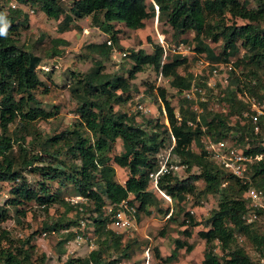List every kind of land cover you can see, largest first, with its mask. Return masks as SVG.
<instances>
[{"label":"trees","instance_id":"trees-1","mask_svg":"<svg viewBox=\"0 0 264 264\" xmlns=\"http://www.w3.org/2000/svg\"><path fill=\"white\" fill-rule=\"evenodd\" d=\"M252 1L255 6L251 5ZM18 2L37 6L49 18L60 19V32L91 16L94 26L112 35L104 42L88 44L87 48L100 56L96 64L84 73L73 72L74 81L68 88L76 100V121L68 128L44 132L37 122L57 116L59 107L47 109L37 97V91L44 85L37 71L43 57L18 38L20 28L29 23L28 15L20 8L6 10L0 2L3 30L0 34V182L11 184L8 199L0 205V224L11 217L9 210L13 209L17 224L22 225L27 214L22 206L30 202L45 211L56 204L65 206L58 220L44 223L43 232L70 230L90 211L96 214L88 224L94 227L95 247L87 256H68L64 264H123L148 242L107 229L109 216L105 208L128 200L137 209L138 223L141 214L151 215L152 209L170 217V208L162 207L157 200L158 193L149 173L157 170L161 149L174 143L173 155L186 165V172L183 177L165 175L159 181L160 189L179 203L190 197L196 199L222 192L218 206L204 221L197 220L191 211L185 213L186 228L181 233L186 239H176L177 249L192 252L194 244L187 238L192 237L193 229L203 226L196 234L209 245L201 264H260L238 245V240L243 237L264 259V231L257 227L259 221L247 223L244 219L247 208L243 198L250 187L264 189V110L257 115L244 100L247 95L264 102V0H73L69 9L59 0ZM155 18L170 26L177 42L187 43L188 39L182 37L193 32L195 51L206 56L211 71L221 62L235 60L229 82L222 90L226 110L209 109L207 101L201 102V112L194 109V101L184 97L194 78L188 58L172 55L164 61L160 43H154L150 53L131 49L128 57L132 65L127 72L105 71L104 63L118 46L122 32L115 23L138 30L145 28L147 20ZM212 42H221L219 54ZM146 65H152L160 76L170 78L171 86L183 97L179 101L178 119L166 88L158 87L155 92L154 86L149 87L151 96L162 101L169 121L167 125L158 119H148L150 131L139 123L137 114L119 109L132 99L133 91H138L133 81ZM241 67L245 68L242 76L236 74ZM180 68L185 72L181 73ZM207 77L204 74L200 80ZM48 89L46 86L44 91ZM252 114L256 115V122ZM203 135L216 141L228 139L248 155H261L250 165L249 179L244 181L228 174L211 160L201 143ZM119 143L121 150L116 153ZM116 166L128 169L124 183L117 178ZM26 172L39 179L29 180ZM224 183L227 188L222 191ZM66 184L85 202L72 204L60 196V188ZM72 211L77 218L68 217ZM36 233L15 240L7 229L0 228V264H35V247L31 243ZM164 233L162 230L160 234ZM74 238V232H64L58 242L59 259ZM154 252L161 264L176 263L179 259L178 250L167 257L162 256L158 247ZM45 256H41L42 262Z\"/></svg>","mask_w":264,"mask_h":264},{"label":"rangeland","instance_id":"rangeland-1","mask_svg":"<svg viewBox=\"0 0 264 264\" xmlns=\"http://www.w3.org/2000/svg\"><path fill=\"white\" fill-rule=\"evenodd\" d=\"M59 1L66 9H69L73 0ZM0 2L6 10H9V7H12V4H16V8H20L23 14L28 15L29 23L20 28L18 38L20 43L25 44L26 47L34 50L35 53L43 57V61L38 66L37 71L39 78L44 85L37 91V97L47 109H53L55 105L59 107V114L57 116L49 120H40L36 125L44 132H51L54 130L59 131L68 128L76 121L77 117L74 111L76 108V100L73 99L68 88V85L74 81L73 72L84 73L92 65L96 64L97 58L100 59V56L90 51L87 46L90 43H101L106 41L111 37L112 32L105 33L99 27L94 26L91 16H86L75 21V27H72L65 32H60L58 30L60 19L56 20L54 18H49L39 7L32 6L31 4H21L18 0H0ZM251 5L255 6L253 1ZM32 10H34V12H32ZM23 19L24 16L21 18L24 23L25 21ZM115 25L116 28L122 30V32L119 34L120 40L118 42L119 44H117L118 46L114 47L111 58L104 63V69L106 72H127L132 65V60L128 57L131 49H143L150 53L153 51V44L160 43V39L164 38L163 36H166V39L170 44L177 42L173 38V31L170 26L164 23H159L157 18L147 20L145 28L138 30L129 29L123 23L116 22ZM182 38L188 39L186 44L193 51V53L185 55L186 58H188V65L190 63V72L193 75L200 74V68L197 64L200 55L195 51L193 32L188 33ZM58 40H62L63 43H57ZM211 46L216 52H218V54L221 52V42H212ZM54 52L59 54L54 55ZM242 55L243 51L241 52L240 57H242ZM233 61L235 60L231 59L228 63L221 62L223 68L221 69L220 76L216 78L220 83L221 88L216 95L211 93V96H209L210 94H207V105L209 106V109L215 111L226 110V103L222 101V90H224L229 82V72L230 69L233 68ZM210 66L211 65L207 66V68L203 70L205 75L208 73L210 76L212 75ZM179 70L181 73L185 72L184 68H180ZM244 71L245 68L241 67L236 70V74L242 76ZM225 75H227V79H225ZM220 78L222 83L219 81ZM133 84L137 86L138 91H133L132 99L119 106V109L128 113L137 114L138 121L144 128L149 131L151 129L147 124L148 119H158V121L166 123L168 121L162 101L160 99L156 101L149 93L150 86H154L155 92H157L158 87L166 88L167 96L177 110L176 114L179 113V101L183 98L182 94L171 86L170 78L160 76L152 65H146L143 72L137 74ZM46 86L49 87L48 92L44 91ZM244 100L251 104V109L253 108L252 105L256 104L258 108H261L262 110L263 107L264 110V102L247 95L244 96ZM259 103L261 104V107L258 106ZM139 104L145 105L150 111L148 113H142L137 110L136 107ZM116 108L118 109V107ZM28 140H30V138H28ZM193 146L194 150L199 151L195 145ZM168 147L169 145H166V147L162 149H168ZM120 150L121 145L119 143L115 152L119 153ZM115 168L118 180L124 182L128 175V169L118 166ZM194 170L197 169L195 168ZM185 172V170L181 171L180 176L183 177ZM25 174L29 180L39 179L38 176H33L27 172ZM225 184L226 183L220 188L222 191L227 188V185ZM10 187V183L0 182L1 206L4 205L9 197ZM59 194L72 204H76L75 202L78 200L76 192L69 184L62 186ZM221 199V191L216 195L210 194L208 196H200L196 199L190 197V199L184 203H179L174 198H172V201L170 202L161 194H158L157 200H160L162 207L170 208L171 216H163L154 209H152L153 214L151 215L142 213L141 221L138 223L134 236L141 241L148 242V244H144L141 249L142 251L135 253L131 260L124 261L123 264H147L144 254L146 246L150 247L151 259L149 264H161V261L155 257L154 249L156 247L159 248L164 257L175 254L178 250L179 259L176 263L171 264H201L204 258L205 249L209 245L196 234V232L203 228V226L193 229L192 237L187 238L190 243L194 244V250L192 252H187L186 249H177L175 241L177 238H185L181 232L186 228V226L183 225V222L186 218L185 213L187 211H193L192 215L197 220L204 221L205 217H207L209 213L218 206ZM22 208L27 210L26 216L22 219V225L17 224L15 218L16 213L11 209L9 210L11 217L2 222L0 228L7 229L15 240L18 238L25 239L37 232L31 243L35 247L33 252V259L36 260L35 264H64V261L68 256L73 255L76 257H84L89 254L91 247H95V238L92 231L94 227L89 226L92 223L91 216L95 217L96 214L91 213L90 211H87L84 214V221L89 224V226L87 225L89 228L88 240L78 244L73 239L67 243L66 253L61 259H59L58 242L62 239L64 232L71 231L75 233L79 223L71 227L68 231L43 232L42 229L44 223H51L54 220H58L65 212V206L56 204L49 208L48 211H45L35 202H30L22 206ZM69 216L73 219L77 218L75 211L70 212L68 214V217ZM258 221L257 227L263 232L264 216ZM162 230L165 231L164 235L160 234ZM238 245L244 247L256 261L260 262V264H264V259L260 258L259 254L253 250L251 244L243 237L239 238ZM43 254H46L44 262L41 260Z\"/></svg>","mask_w":264,"mask_h":264},{"label":"built area","instance_id":"built-area-1","mask_svg":"<svg viewBox=\"0 0 264 264\" xmlns=\"http://www.w3.org/2000/svg\"><path fill=\"white\" fill-rule=\"evenodd\" d=\"M12 7L16 8V4H12ZM32 12H34V10H32ZM163 37V39H160V44L164 51V61L169 55H181L186 57L185 55L193 53V51L187 46L186 42L178 41L170 44L167 41L166 36ZM108 43L110 44L111 42L108 41ZM197 64L200 68V74H194V78L190 84V87L184 91V97L190 101H194V109L201 112L202 107L200 104L201 102L207 101V94L210 92L216 95V93L221 88L220 83L216 78L220 76V72L223 67L221 64L217 65L212 69L211 76L208 73V77L206 79L200 80V78L204 76L203 70L210 65V62L205 55H200ZM224 77L227 79V75ZM219 81H222L221 78ZM252 106L253 108L251 111L256 112L257 115L263 113V107L261 110V108H258L256 104H253ZM258 106L261 107V104L259 103ZM136 109L142 113H148L150 111L149 108L143 104H139ZM245 115L247 116L249 114L246 113ZM253 117L255 118L256 122V115ZM177 118L180 119L179 113H177ZM166 124H169L168 121ZM258 129L259 127L256 126V131ZM173 142H175V138H173ZM201 143L203 144V148L207 151V154L211 160L215 161L221 168L225 170L226 173L241 178L244 181L249 179L247 177V173L249 172L250 165L255 159H260L262 157L261 155H256L254 157L253 155L246 154L241 146L233 144L228 139L216 141L209 135H203ZM173 146L174 143L169 146L168 149H161L157 155L158 168L157 170L151 171L149 173V178L153 188L158 194H161L170 202L172 201V197L167 195L164 190L160 189L159 181L165 175L178 174L180 176V172L186 169V165L181 164L180 161L174 157L172 152ZM77 198L78 200L75 203H78L79 201L85 202L84 198L80 196ZM243 198L246 201L247 208V211L244 215L246 222L251 223L260 220L261 217L264 216V189L250 187L244 193ZM105 211V214L109 216L107 229H110L118 234H124L127 238L135 237L134 235L135 230H137L138 221L137 209L134 205H131L128 200H123L116 206L108 205L105 208ZM191 213H193V211H191ZM87 225L88 224L84 221V219H81L77 225L74 240L78 244L86 242L89 238V228ZM144 254L145 261L147 264H149L151 259L149 246L146 247Z\"/></svg>","mask_w":264,"mask_h":264},{"label":"clouds","instance_id":"clouds-1","mask_svg":"<svg viewBox=\"0 0 264 264\" xmlns=\"http://www.w3.org/2000/svg\"><path fill=\"white\" fill-rule=\"evenodd\" d=\"M0 34H3V30L2 29H0Z\"/></svg>","mask_w":264,"mask_h":264},{"label":"crops","instance_id":"crops-1","mask_svg":"<svg viewBox=\"0 0 264 264\" xmlns=\"http://www.w3.org/2000/svg\"><path fill=\"white\" fill-rule=\"evenodd\" d=\"M97 27V26H96ZM127 178V177H126ZM126 180V179H125ZM121 183H124V182H121ZM93 248L91 247L90 251L92 250ZM90 253V252H89Z\"/></svg>","mask_w":264,"mask_h":264}]
</instances>
